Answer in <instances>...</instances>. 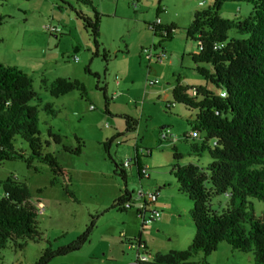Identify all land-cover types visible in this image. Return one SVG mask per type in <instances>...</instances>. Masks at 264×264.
<instances>
[{
  "label": "rangeland",
  "instance_id": "1",
  "mask_svg": "<svg viewBox=\"0 0 264 264\" xmlns=\"http://www.w3.org/2000/svg\"><path fill=\"white\" fill-rule=\"evenodd\" d=\"M63 1L92 16L89 7L74 0ZM91 2L102 15L98 57L93 56L92 38L61 0L0 1V15L5 17L0 27V62L29 74L42 103L50 104L56 111V116L40 113L41 139L51 143L46 151L55 155L69 172V187L76 197V201L66 197L60 184L51 185L53 176L44 164L35 163L37 171H34L27 169L21 160L0 163V180L12 177L28 187L31 201L40 211L38 220L44 238L39 242L28 241L22 250L7 246L0 253L3 264H34L49 244L56 249L72 243L92 220L95 228L89 242L80 250L54 258L48 264H136L137 254L129 249L127 240L134 242L140 231L151 257L157 252L185 250L191 244L195 232L190 216L192 202L178 191L170 173L175 162L173 147L181 156L177 161L181 166L197 164L205 169L211 159L207 152H192V142L184 140L185 135H193L189 121L195 118V112L174 103L172 89L176 78L190 89L205 85L191 60L196 44L186 38L184 29L191 24L196 12L209 8L212 0ZM159 6L162 11L157 15ZM251 10V5L245 2H226L219 13L226 19L243 20ZM157 19L162 24L173 23L177 30L172 40L162 43L163 59L155 61L153 58L148 62L144 51L152 50L159 41L148 25L156 23ZM53 28L58 33L51 32ZM230 34L233 35V31ZM104 52L107 62L102 58ZM152 53L161 54L160 49ZM59 78L79 81L85 86L86 95L82 98L80 92L73 91L58 98L51 97L48 86ZM154 80L158 81L157 85H148V81ZM103 90L110 99L108 114ZM124 116L137 120L135 131H126ZM49 128L59 136L60 144L49 139ZM162 128L171 134L167 142L160 139ZM113 137L108 155L103 144ZM76 138L83 142L82 153L64 152V147L71 150L77 147ZM16 146L27 152L24 143L17 142ZM136 146L143 151L141 160L149 169L148 180L139 179L133 163ZM127 160L132 161L130 167L125 168L126 188L133 192L141 188L144 191L157 189L161 194L157 204L162 210L161 219L143 229L136 220V208L127 213L111 209L125 188L123 181L113 175L114 161L123 165ZM2 196L0 189V198ZM162 201L164 205L160 206ZM223 202V197L216 198L213 206L217 208L218 203ZM253 208L260 215L264 203L253 200ZM122 233L125 237H121ZM220 245L219 248H223L220 252L209 256L198 253L191 262L225 264L228 257L226 264H234V257L224 251L228 245Z\"/></svg>",
  "mask_w": 264,
  "mask_h": 264
},
{
  "label": "trees",
  "instance_id": "2",
  "mask_svg": "<svg viewBox=\"0 0 264 264\" xmlns=\"http://www.w3.org/2000/svg\"><path fill=\"white\" fill-rule=\"evenodd\" d=\"M74 1L89 7L92 16L75 10L63 0L61 3L82 23L95 45L93 56L98 57L102 15L91 0ZM226 2L248 3L252 7L251 13L243 20L223 18L219 12ZM161 11L159 6L156 14ZM157 22L148 25L159 40L152 50L160 49L165 55L162 43L172 40L177 27ZM3 23L5 17L0 15V27ZM184 31L187 39L201 47L191 55V60L205 85L190 89L182 86L176 78L172 98L174 103L195 112L189 125L191 133L198 137L189 134L184 140L192 142V152H207L211 161L205 169L197 164L181 166L177 163L181 156L173 147L175 162L170 173L178 191L192 202L190 216L194 236L185 250L157 253L148 262L137 259L136 264H194L191 262L194 256L198 253L209 256L222 243H226L233 253L251 254L254 264H264V210L257 215L253 208V200L264 203V0H212L207 10L194 14L193 21ZM1 42L0 38V45ZM107 57L104 52L102 58L105 62ZM48 91L54 98L73 91L80 92L82 98L86 95L82 83L65 78L51 82ZM103 96L108 114L110 99L105 90ZM40 113L57 114L50 104L42 103L29 74L0 62V163L21 160L27 169L34 171H37L35 163L44 164L53 176L51 185L60 184L66 197L76 201L69 187V172L55 155L46 151L51 143L41 139ZM123 118L126 131H135L137 120L129 116ZM163 131L161 129L160 133ZM48 137L54 144H60L59 136L51 128ZM114 139L103 144L108 155ZM197 139L199 142L195 143ZM17 142L24 143L27 152L18 148ZM76 142L74 150L64 147V152L80 155L83 142L77 138ZM141 156L136 146L133 163L139 179L148 180V174L147 177L142 174L143 170L148 173L149 169L143 165ZM114 166L113 175L123 181L125 188L111 209L127 213L133 208L126 209L125 204L134 203L135 192L126 188L127 174L123 165L114 161ZM0 189L3 191L0 198V253L9 245L22 250L28 241H42L39 210L31 201L28 187L8 177L0 180ZM219 197H223L224 202L215 208L213 201ZM94 228L92 220L72 243L56 249L49 244L34 264H48L54 258L80 250L89 242ZM0 264H3L1 256Z\"/></svg>",
  "mask_w": 264,
  "mask_h": 264
},
{
  "label": "built area",
  "instance_id": "3",
  "mask_svg": "<svg viewBox=\"0 0 264 264\" xmlns=\"http://www.w3.org/2000/svg\"><path fill=\"white\" fill-rule=\"evenodd\" d=\"M157 23H160V20H158ZM51 32L53 33H58V30L53 28L50 29ZM201 50V47L199 45L196 46V51ZM153 50H145L144 51V57L148 62H151L152 59L154 58L155 61H161L164 57L162 54H153ZM74 61H77V59H74ZM148 85L150 86H155L158 84L157 80L154 81H148ZM194 94V92H193ZM191 137L197 138V134H193ZM160 139L162 141H168L171 139V134L169 133L168 130H164L162 133H160ZM143 153V151H141ZM150 153V152H149ZM132 160H127L123 163L124 168L130 167ZM142 174L147 177V172L143 170ZM158 194L157 192L153 191H144L142 188L139 189L137 192H135L133 201L134 203H126L125 208L130 209V208H136V217L140 221L143 227H146L154 222H157L161 218V213L155 209L152 208L156 201H157ZM136 205V206H135ZM39 210V209H38ZM40 213V211H39ZM122 237H124V234H121ZM131 248H136L137 249V259L140 262H148L150 261L153 257L151 255L146 253V247L143 244H140L139 242L137 244H130Z\"/></svg>",
  "mask_w": 264,
  "mask_h": 264
},
{
  "label": "crops",
  "instance_id": "4",
  "mask_svg": "<svg viewBox=\"0 0 264 264\" xmlns=\"http://www.w3.org/2000/svg\"><path fill=\"white\" fill-rule=\"evenodd\" d=\"M160 20V19H159ZM161 22V21H160ZM161 25H167V24H162V22H161ZM171 25H173V23H171ZM163 129V128H162ZM172 138V137H171ZM146 167V166H145ZM149 176V175H148ZM143 189V188H142ZM149 191H153V192H157V194H158V197H157V201H156V203L153 205L154 207L153 208H155V209H157L161 214H162V210L161 209H158V207H157V204H158V200H159V197L161 196V194H160V191L159 190H157V189H155V190H149ZM130 192H132V191H130ZM117 199V198H116ZM163 206L164 205V203H163V201L160 203V206ZM136 206V205H135ZM135 209V207L132 209V210H134ZM136 213V212H135ZM161 219V218H160ZM136 220H137V222H138V224H139V227H140V229H143L144 227L142 226V224L140 223V221L136 218ZM122 234H124V233H122ZM121 235V234H120ZM194 236V235H193ZM122 237V236H121ZM125 237V236H124ZM192 239H193V237H192ZM191 239V240H192ZM123 240H127V238L125 239V238H123ZM140 243V244H143L145 247H146V253L147 254H152L151 253V251H150V249L148 248V246H147V244L142 240V232L140 231L139 233H138V237L136 238V240L133 242L132 240H127V243H130V244H137V243ZM130 244H129V249H131V250H135V252H136V254H137V249L136 248H131V246H130ZM219 247H222L221 245L220 246H218V250H217V252L219 251L220 252V250L221 249H223V248H219ZM154 250H158V249H155L154 248ZM181 249H178V250H175V251H180ZM172 251V250H171ZM224 251H226V253L227 254H230L231 255V257H234L233 258V260H234V264H254V261H253V257H252V255L251 254H244V255H241V254H236V253H233L232 251H231V249H230V247L228 248V246H226V248H224ZM157 253H159V252H157ZM136 260H137V257H136ZM229 261V258L227 257L226 258V260H225V264H226V262H228Z\"/></svg>",
  "mask_w": 264,
  "mask_h": 264
}]
</instances>
